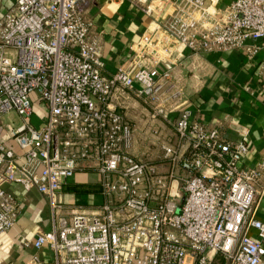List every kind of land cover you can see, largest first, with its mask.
I'll return each instance as SVG.
<instances>
[{"label": "built area", "instance_id": "built-area-1", "mask_svg": "<svg viewBox=\"0 0 264 264\" xmlns=\"http://www.w3.org/2000/svg\"><path fill=\"white\" fill-rule=\"evenodd\" d=\"M13 1L0 18V134L3 114L16 112L23 122L8 130L23 153L0 139V243L19 217L8 182L45 194L54 215L52 229L33 242L37 250L49 245L54 259L35 254L26 264H211L217 254L225 264H264V221L252 218L264 162L242 164L247 143L225 140L183 108L176 139L159 141L168 164L161 170L133 153V125L114 102L131 91L153 119L167 120L172 96L162 90L184 50L256 55L264 48V0H139L148 14L160 1L163 23L111 77L83 0ZM35 100L47 109L40 126L28 120ZM87 168L99 174L104 202L66 213L63 186Z\"/></svg>", "mask_w": 264, "mask_h": 264}, {"label": "crops", "instance_id": "crops-1", "mask_svg": "<svg viewBox=\"0 0 264 264\" xmlns=\"http://www.w3.org/2000/svg\"><path fill=\"white\" fill-rule=\"evenodd\" d=\"M13 4V0H0V18ZM146 6L139 0L81 2L80 11L92 23V35L100 37L105 76L111 77L121 67H129L141 37L163 23L164 5L156 1L151 14L146 12ZM173 52L168 57H176V50ZM184 56L175 66L169 84L162 90L165 97L172 96L165 104L167 120L162 117L153 119L151 107L131 91L119 94L114 100L127 120L135 126L133 153L142 159L150 156L148 160L157 163L161 170L167 169L168 164L161 160L159 141L176 139L174 127L179 113L181 109L189 108L194 118L205 126L218 128L225 140L245 141L249 151L242 156V164L259 167L264 162V48L254 56L244 49L214 50L199 55L184 50ZM132 97L138 103H132ZM135 106H140V109L134 110ZM46 111V106L35 100L29 122L40 126ZM11 112L14 111L5 114ZM5 114L1 119L3 130L0 139L16 153L22 154L23 150L9 135L8 126H17L23 119L19 123L13 118L5 122ZM155 129L159 131L157 139L153 133ZM260 169L262 175L257 181L252 218L264 221V168ZM99 178L93 168L80 170L71 177L60 194L66 203L64 211L70 213L79 205L89 210L99 207L104 202ZM3 186L17 197L19 217L15 226L2 237L0 264H26L35 254L41 260L52 261L54 252L49 245L39 250L33 246L39 231H49L53 227L54 215L49 198L35 189L25 191L16 183L5 182ZM78 186L93 190L78 191ZM249 233L256 236L255 229H250Z\"/></svg>", "mask_w": 264, "mask_h": 264}, {"label": "rangeland", "instance_id": "rangeland-1", "mask_svg": "<svg viewBox=\"0 0 264 264\" xmlns=\"http://www.w3.org/2000/svg\"><path fill=\"white\" fill-rule=\"evenodd\" d=\"M231 0H223L222 1V3L221 4H227V3H229ZM132 103H138L137 102V100H136V98H133L132 97ZM44 104V103H43ZM45 106V105H44ZM136 108H139L140 109V106H135V107H133V109L135 110ZM131 112H132V109H129ZM4 115V114H3ZM11 118H13V119H15V121L16 122H18L19 123V120L22 122V119H21V117L18 115V114H16L15 112H11V113H8V114H5V122H10L11 120H13V119H11ZM3 121V120H2ZM36 125V124H35ZM133 128H135V126H133ZM157 136V135H156ZM155 135H154V137H155V139H157L158 137H156ZM136 139V138H135ZM136 145V144H135ZM139 146V145H138ZM152 157V156H151ZM148 159H150V156H149V158ZM148 159H145V160H148Z\"/></svg>", "mask_w": 264, "mask_h": 264}, {"label": "trees", "instance_id": "trees-1", "mask_svg": "<svg viewBox=\"0 0 264 264\" xmlns=\"http://www.w3.org/2000/svg\"><path fill=\"white\" fill-rule=\"evenodd\" d=\"M76 189L78 190V191H88V190H93L91 187H87V186H78V187H76ZM76 189H74V190H76ZM94 190H98V189H94ZM224 258H223V256L221 255V254H217L215 257H214V259H213V261L211 262V264H224Z\"/></svg>", "mask_w": 264, "mask_h": 264}]
</instances>
